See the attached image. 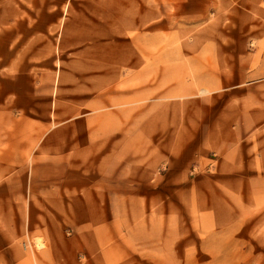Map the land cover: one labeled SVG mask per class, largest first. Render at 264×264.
<instances>
[{"label": "rangeland", "instance_id": "1", "mask_svg": "<svg viewBox=\"0 0 264 264\" xmlns=\"http://www.w3.org/2000/svg\"><path fill=\"white\" fill-rule=\"evenodd\" d=\"M8 211L0 264H264V0H0Z\"/></svg>", "mask_w": 264, "mask_h": 264}, {"label": "crops", "instance_id": "2", "mask_svg": "<svg viewBox=\"0 0 264 264\" xmlns=\"http://www.w3.org/2000/svg\"><path fill=\"white\" fill-rule=\"evenodd\" d=\"M52 190V189H51ZM22 214V213H21ZM0 215H10V212H6V214H4L3 212H0ZM56 248V247H55ZM53 249V248H51ZM51 254V255H50ZM49 255L51 257V259L49 260L51 263H57L58 261V255L54 254L53 252H51ZM44 258V257H43ZM41 262H43V260L41 259Z\"/></svg>", "mask_w": 264, "mask_h": 264}]
</instances>
